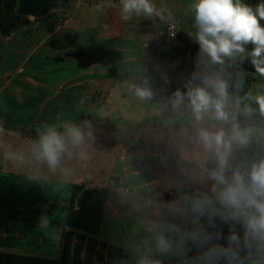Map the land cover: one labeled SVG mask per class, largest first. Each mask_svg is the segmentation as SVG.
I'll use <instances>...</instances> for the list:
<instances>
[{
  "label": "crops",
  "instance_id": "obj_1",
  "mask_svg": "<svg viewBox=\"0 0 264 264\" xmlns=\"http://www.w3.org/2000/svg\"><path fill=\"white\" fill-rule=\"evenodd\" d=\"M178 1L153 0L168 9L162 21L124 20L120 0H70L71 19L52 29L46 25L53 0H0V264H121L123 223L128 210L157 201L161 159L137 154L97 128L84 116L85 100L99 83L110 85L120 117H152L164 97L185 90L195 69L182 42H170L166 32L169 21L185 20V12L175 11ZM145 78L156 92L152 101L129 88ZM65 122L92 133L87 158L73 149L63 160L67 171L52 173L35 161L32 146L44 126ZM6 150L21 158L5 159ZM112 177L130 195L109 187Z\"/></svg>",
  "mask_w": 264,
  "mask_h": 264
},
{
  "label": "clouds",
  "instance_id": "obj_2",
  "mask_svg": "<svg viewBox=\"0 0 264 264\" xmlns=\"http://www.w3.org/2000/svg\"><path fill=\"white\" fill-rule=\"evenodd\" d=\"M194 31L189 36L199 45L195 70L184 85L161 101L158 111L170 110L179 118L190 114L181 135L187 141L190 158L197 165L196 175L207 182L172 200H161L156 219L146 225L155 253L184 258L182 264H264V129L242 125L254 115L250 106L234 105L232 69L238 60L251 57L255 72L264 78V2L255 11L243 0H191ZM166 6L157 7L153 0H120V15L129 20L134 15L167 20ZM174 35V33H173ZM254 45L249 53L246 45ZM238 75V74H237ZM164 83H169L164 76ZM130 91L141 101L156 96L149 78L131 84ZM264 117V87L249 97ZM4 129L0 127V133ZM85 132L79 125L65 122L44 126L32 146L36 162L49 171L66 172L64 157L76 155L86 159ZM8 160L20 159L11 150L4 152ZM41 226L47 219L41 217ZM222 225L228 226L224 233ZM243 229V235L239 234ZM226 241V244L220 241ZM195 249V254L189 253ZM138 264H161L152 248Z\"/></svg>",
  "mask_w": 264,
  "mask_h": 264
},
{
  "label": "rangeland",
  "instance_id": "obj_3",
  "mask_svg": "<svg viewBox=\"0 0 264 264\" xmlns=\"http://www.w3.org/2000/svg\"><path fill=\"white\" fill-rule=\"evenodd\" d=\"M58 1L59 6H53L54 12L47 17L46 26L52 29L65 25L72 16L70 0ZM178 2L180 5L175 7V11L177 13L185 12L182 15L185 17V20L181 25L169 21L166 32L169 36V23H172L176 36L174 38L169 36L170 42L175 44L182 42L185 55L191 54V58L186 56L184 58H186L190 67L195 69L199 45L188 35L190 31H194L192 28L193 17L188 11V5L191 0H179ZM172 11L176 13L174 10ZM178 15L181 16V14ZM231 71L233 72L234 83H239V91H234L233 104H238L240 110H243L246 105L254 110L252 117L247 120L241 118L242 125L246 124L254 129H264V117L259 115L258 106L249 98L262 90L264 78H260L256 74L253 82L248 83L242 72L236 69V66ZM243 78L244 80H242ZM101 85L99 83V87L96 86V89L91 90V93L87 96L84 116L91 117L92 115L97 128H101L109 134L114 141L128 145L133 152L137 154L151 152L158 154L161 159L157 188L155 190L157 201H153L150 204L145 201L143 206H141L142 208L137 211L128 210V214L130 215L128 218L130 220L128 219V222L123 223L127 229V233L124 234L128 236V239L119 243L122 247H126L127 251H121L120 262L121 264H138L139 258L147 254L149 248H152L153 255L155 258L160 259L162 264V256L155 253L154 243L145 230L146 225L156 219L157 205L161 200L178 198L182 194L183 187L193 189L197 187L202 189L207 188V182L200 181V178L196 175L197 165L190 158L191 149L181 135L182 128L189 125L190 115L187 114L185 116V114L177 118L170 110L158 111L159 107H153L152 117H120V106L111 98L112 93L114 94L115 91L111 90L110 85L104 87ZM102 112L107 116L99 117L97 115ZM138 118L140 120L134 121ZM173 163L176 165L173 166ZM130 192H126L125 194L130 195ZM121 212V210L118 211V213ZM133 221L141 224L143 228L140 226L141 229L137 230L139 226L134 225Z\"/></svg>",
  "mask_w": 264,
  "mask_h": 264
},
{
  "label": "trees",
  "instance_id": "obj_4",
  "mask_svg": "<svg viewBox=\"0 0 264 264\" xmlns=\"http://www.w3.org/2000/svg\"><path fill=\"white\" fill-rule=\"evenodd\" d=\"M262 2H264V0H245L244 3H246L248 6L252 7L253 10L255 11L257 5L262 3ZM53 6L58 7L59 1L53 0ZM260 23L262 25H264V20L260 21ZM253 48H254V45H252V44L246 45V49L249 53L253 50ZM236 69H238L239 71L242 72L244 78H246L248 83L253 82V78L256 76V72H255V67L253 66V64L251 62L250 56L245 58V59L238 60V62L236 64ZM244 78L242 80H244ZM87 119L90 121H94L93 117H87ZM172 165L175 166L176 164L173 163ZM194 190L195 189H193V188L183 187L182 188V194L185 192L191 193ZM222 227L224 229V233L227 234L228 233V226L222 225ZM239 234L241 236L243 235V229L242 228H239ZM220 243L226 244V241L222 240V241H220ZM194 254H195V249H193V251L190 252L188 255H189V257H191ZM183 260H184V258L181 256H178V255L169 254L167 256H162V264H182Z\"/></svg>",
  "mask_w": 264,
  "mask_h": 264
},
{
  "label": "built area",
  "instance_id": "obj_5",
  "mask_svg": "<svg viewBox=\"0 0 264 264\" xmlns=\"http://www.w3.org/2000/svg\"><path fill=\"white\" fill-rule=\"evenodd\" d=\"M173 33H174V35H173ZM169 36H170L171 38H174V37L176 36L175 31H173V24H172V23H169ZM0 166H1V163H0ZM108 185H109L111 188H113V189H119V190H121V191L124 192V193H126V192H127V193L130 192V189L121 186V185L118 183L117 179L114 178V177H112V178L109 180Z\"/></svg>",
  "mask_w": 264,
  "mask_h": 264
}]
</instances>
